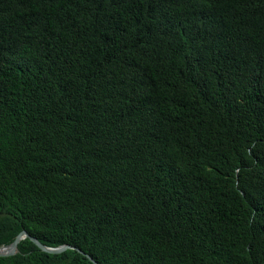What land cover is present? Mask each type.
<instances>
[{"label":"trees","instance_id":"obj_1","mask_svg":"<svg viewBox=\"0 0 264 264\" xmlns=\"http://www.w3.org/2000/svg\"><path fill=\"white\" fill-rule=\"evenodd\" d=\"M21 230L96 264H264V0H0V247Z\"/></svg>","mask_w":264,"mask_h":264},{"label":"water","instance_id":"obj_2","mask_svg":"<svg viewBox=\"0 0 264 264\" xmlns=\"http://www.w3.org/2000/svg\"><path fill=\"white\" fill-rule=\"evenodd\" d=\"M25 238L29 239L37 247V249L40 250L41 252H44L50 255H60V254H64L67 252L76 251L82 254L83 256H85L93 264H96V262L89 255L83 253L82 251H80L79 249L73 246H70L67 244L59 245V246H46L42 244L38 239L29 236L28 233L24 230H21L15 236V238L10 244L0 247V258L7 259V258H11L14 255H16L18 253L17 244L19 243V241Z\"/></svg>","mask_w":264,"mask_h":264}]
</instances>
